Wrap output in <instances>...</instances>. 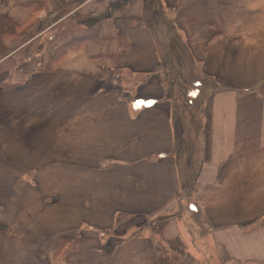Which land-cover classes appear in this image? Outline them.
<instances>
[{
  "label": "crops",
  "instance_id": "1",
  "mask_svg": "<svg viewBox=\"0 0 264 264\" xmlns=\"http://www.w3.org/2000/svg\"><path fill=\"white\" fill-rule=\"evenodd\" d=\"M121 1L0 0V264H264V0Z\"/></svg>",
  "mask_w": 264,
  "mask_h": 264
},
{
  "label": "trees",
  "instance_id": "2",
  "mask_svg": "<svg viewBox=\"0 0 264 264\" xmlns=\"http://www.w3.org/2000/svg\"><path fill=\"white\" fill-rule=\"evenodd\" d=\"M128 0H122V4L120 5L121 8H123ZM71 19H69L70 21ZM79 23L84 24L86 23L87 26H90V29L85 28L83 30L79 29V27L73 26L74 28H70L69 31L67 30L62 32L65 35L67 34H73L72 41L64 44V42L59 46V49L56 50V52L53 53V56L59 57L62 56L71 46L73 42H82L87 39L89 40H98L99 39V34L98 30L92 31L91 28L93 27L91 22L90 17L87 18H80L78 19ZM86 26V27H87ZM19 25L15 23L13 20L8 18L7 16L0 15V74L3 73L4 71L10 72L8 69H3L1 66L3 63H8V64H13L14 73L17 75L19 78L20 75L25 74L29 70V64L28 62H21V63H16L15 60L13 59L12 56L9 57L11 49H9L6 44L5 40L7 38H11L14 36H17L19 34ZM89 30V31H88ZM61 31L60 33H56L57 35H54L53 38H56V36L62 34ZM9 57V58H7ZM54 57V58H55ZM4 59V60H3ZM3 60V61H2ZM167 221L163 218L161 221L157 224H151V229L152 233L154 236L157 238V243H158V250H159V261L160 264H180V258L185 254V244L182 241L181 238H175L168 240L164 238L163 236V231L166 227ZM164 243L167 244V247L164 248Z\"/></svg>",
  "mask_w": 264,
  "mask_h": 264
},
{
  "label": "rangeland",
  "instance_id": "3",
  "mask_svg": "<svg viewBox=\"0 0 264 264\" xmlns=\"http://www.w3.org/2000/svg\"><path fill=\"white\" fill-rule=\"evenodd\" d=\"M80 18H82V17H80ZM73 26H79V25H76V24H73V22H71V20L69 21V20H67L66 22H64L63 24H61V26L58 28V29H56V30H54V31H56L55 33H60L59 31L61 30V33L62 32H64V31H66L67 32V30L69 31V29L71 28V27H73ZM165 30V29H164ZM53 33V32H52ZM51 33V35H50V38H52L54 35H56V34H52ZM65 33V32H64ZM64 33H62V38H64V37H67L68 35H65ZM167 33V34H166ZM174 34L176 35V37H174ZM163 35H164V39L167 41V40H169L170 38L169 37H167V35H168V32L167 31H165V33H163ZM177 33H172V38H174V39H177ZM61 37H59L58 38V40H60L61 39ZM166 50V49H165ZM22 61V60H21ZM21 61H19V63L21 62ZM17 63V62H16ZM166 64V63H165ZM164 64V65H165ZM14 66L15 65H13V64H6V63H3L2 64V68L4 69H8L10 72H12V70H14L15 68H14ZM8 73V71L6 70V71H4L3 73ZM3 73H1V74H3ZM15 78V77H14ZM187 210V209H186ZM190 210V209H189ZM167 247V244L166 243H164V248H166Z\"/></svg>",
  "mask_w": 264,
  "mask_h": 264
}]
</instances>
